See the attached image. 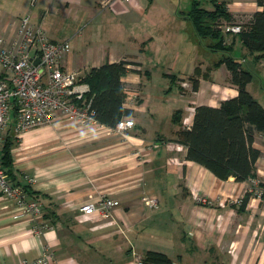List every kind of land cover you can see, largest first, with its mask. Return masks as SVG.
<instances>
[{
  "label": "crops",
  "instance_id": "0c3cea01",
  "mask_svg": "<svg viewBox=\"0 0 264 264\" xmlns=\"http://www.w3.org/2000/svg\"><path fill=\"white\" fill-rule=\"evenodd\" d=\"M23 1L0 0V37L8 42L27 12ZM152 3L114 1L100 10L97 0H49V10L62 14L60 24L65 18L76 27L65 39L45 28V12L37 15L33 24L51 41L69 42L63 68L81 79L106 62H137L139 72L121 81L140 96L133 106L123 105L134 121L124 135H107L63 114L21 135L6 128L3 139L15 138L13 177L26 186V199L42 208L48 228L36 234L35 223L15 217L14 205L0 193V264H35L45 251L52 257L47 264H134L130 254L123 257L125 251L139 255L137 261L157 251L174 264H264V194L256 197L250 182L264 183V134L253 143L260 152L255 178L241 182L221 180L186 160L185 148L175 149L181 145L177 132L192 125L196 106L219 107L238 92L224 66L213 68L219 59L209 56L211 41L195 35L186 11L156 10ZM227 8L233 16L259 10L256 0H227ZM236 40L230 34L226 44ZM242 48V63L264 60ZM192 78L198 79L197 91ZM247 90L264 108V93L253 92L252 82ZM143 195L154 196L158 207L144 205ZM102 198L119 202L108 219L79 218L82 205Z\"/></svg>",
  "mask_w": 264,
  "mask_h": 264
},
{
  "label": "trees",
  "instance_id": "16d2710c",
  "mask_svg": "<svg viewBox=\"0 0 264 264\" xmlns=\"http://www.w3.org/2000/svg\"><path fill=\"white\" fill-rule=\"evenodd\" d=\"M192 0L190 9L184 14L190 22L195 35L200 39H209L207 48L222 53L213 68L224 66L229 74V82L238 92L234 98L220 103L219 107L199 105L194 109L192 125L180 126L177 142L185 148V159L195 162L215 177L227 180L233 177L241 182L255 178V163L260 152L253 147L257 134H264V108L247 90L253 75L242 66L241 60L232 57V44L227 45L230 34L222 30L226 24L235 21L227 8V0ZM259 10L246 16L240 33L235 34L241 45L256 59L264 58V0H256ZM239 16V15H238ZM243 16V15H242ZM139 63L127 59L118 62H106L91 68L80 80L89 87L85 100L94 119L109 128L115 127L123 117H131L132 111L124 108L125 84L122 76L128 72H139ZM199 75V70H196ZM191 89L197 91L198 79L192 78ZM179 123L178 120L173 119ZM180 125V123H179ZM15 145L13 135L4 137L0 149V165L9 180L26 190L12 174L11 149ZM259 187L264 192V183ZM249 193L242 199L245 206ZM139 264H174L165 254L146 251Z\"/></svg>",
  "mask_w": 264,
  "mask_h": 264
},
{
  "label": "built area",
  "instance_id": "2783aa9c",
  "mask_svg": "<svg viewBox=\"0 0 264 264\" xmlns=\"http://www.w3.org/2000/svg\"><path fill=\"white\" fill-rule=\"evenodd\" d=\"M114 1L128 3L131 0H97L100 10L107 9ZM246 16H235L232 24L223 27L224 33L238 34L242 30ZM68 41H51L40 25L30 22L28 15L18 19L17 30L11 41L0 37V145L3 133L11 124L16 135L52 122L58 114L69 116L82 125L104 130L107 135H124L134 126L130 117L120 119L115 127L109 128L98 123L89 111L85 95L89 92L87 84L82 83L78 75L62 66L64 56L69 52ZM181 86H187L182 83ZM123 105L133 106L140 94L134 89H125ZM186 120H184L185 122ZM182 145H176L182 151ZM255 196L264 194L257 181L250 180ZM0 193L14 205V216H26L35 223L34 232L40 234L48 228L43 218V210L36 201H28L21 186L14 185L0 165ZM141 201L150 208H157L154 196L143 195ZM200 204L207 199L196 197ZM119 205L113 199L102 198L97 204L89 203L79 209V218L91 221L96 216L110 217L111 211ZM52 260L45 251L35 264H47ZM134 264H139L136 260Z\"/></svg>",
  "mask_w": 264,
  "mask_h": 264
},
{
  "label": "rangeland",
  "instance_id": "374dc122",
  "mask_svg": "<svg viewBox=\"0 0 264 264\" xmlns=\"http://www.w3.org/2000/svg\"><path fill=\"white\" fill-rule=\"evenodd\" d=\"M142 1V0H141ZM191 2L192 0H153V5H154V9L158 10V9H174V10H185L186 12L190 9L191 7ZM204 5L209 6V2H203ZM4 5V4H3ZM142 5V3H141ZM7 6V4H6ZM4 8V7H2ZM23 9H26V13L23 16L28 15L30 18V22L31 23H37L36 22V17L39 14H42V12H45V19H44V25L45 28L51 33H57L58 36L61 39H65V38H69L71 33L75 31V25H70L67 26L68 23H70V20L63 21V24H60L62 20L61 19V15L59 13V11L54 8L52 10H49V0H25L23 1ZM15 11H17V9H15ZM82 29V24L80 25V28L77 29L76 31ZM87 29L83 30V33H86ZM76 41V39H72L71 43L73 44ZM208 43V41H206ZM205 44V42H204ZM232 57L238 60H243V48L241 46V43L239 42V40H236V42L234 43V45L232 46ZM222 53L220 52H216V53H210L209 56L212 57V59L215 60V58L218 57V59L221 57ZM251 59V58H250ZM250 59L246 58V61H244L245 63H242V66L251 72V74L253 75V81H252V91L256 92V93H264V60L261 61L260 63L256 62H251ZM253 63V64H252ZM181 83V82H180ZM182 84V83H181ZM180 84V86H181ZM183 88L187 87V86H181ZM131 89V88H130ZM133 89V88H132ZM173 89L176 91V93H178V89L176 88V86H173ZM138 91V89H137ZM11 128V124L8 126ZM179 145V144H178ZM183 146V145H182ZM184 148V146H183ZM176 149V146H175ZM138 254L141 251H137ZM125 254H130V256L127 258L129 260H134L133 262H135V260H137V258L139 257V255H135L130 252L125 251L123 253V257L125 256ZM123 260V259H122ZM124 261V260H123Z\"/></svg>",
  "mask_w": 264,
  "mask_h": 264
},
{
  "label": "clouds",
  "instance_id": "9594fccd",
  "mask_svg": "<svg viewBox=\"0 0 264 264\" xmlns=\"http://www.w3.org/2000/svg\"><path fill=\"white\" fill-rule=\"evenodd\" d=\"M72 264H75V262L73 261Z\"/></svg>",
  "mask_w": 264,
  "mask_h": 264
}]
</instances>
